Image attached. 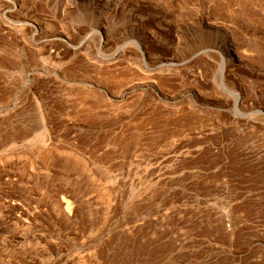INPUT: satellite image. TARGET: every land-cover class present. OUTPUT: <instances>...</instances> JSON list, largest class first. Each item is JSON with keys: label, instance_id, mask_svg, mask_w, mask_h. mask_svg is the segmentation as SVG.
<instances>
[{"label": "rangeland", "instance_id": "374dc122", "mask_svg": "<svg viewBox=\"0 0 264 264\" xmlns=\"http://www.w3.org/2000/svg\"><path fill=\"white\" fill-rule=\"evenodd\" d=\"M0 264H264V0H0Z\"/></svg>", "mask_w": 264, "mask_h": 264}, {"label": "bare ground", "instance_id": "6f19581e", "mask_svg": "<svg viewBox=\"0 0 264 264\" xmlns=\"http://www.w3.org/2000/svg\"><path fill=\"white\" fill-rule=\"evenodd\" d=\"M229 46H230V48H231L232 52H233V53L236 55V53H235V49H234V46H233V44L229 43Z\"/></svg>", "mask_w": 264, "mask_h": 264}]
</instances>
